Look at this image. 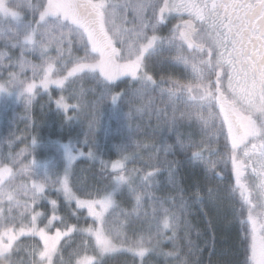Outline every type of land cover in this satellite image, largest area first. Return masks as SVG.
Wrapping results in <instances>:
<instances>
[{"label":"snow or ice","instance_id":"obj_1","mask_svg":"<svg viewBox=\"0 0 264 264\" xmlns=\"http://www.w3.org/2000/svg\"><path fill=\"white\" fill-rule=\"evenodd\" d=\"M0 43V96L27 114L47 95L61 117L56 139L33 135L14 151L27 136L3 138L6 264H103L116 253L201 264L192 217L206 218L214 248L225 198L238 201V264H264V0H0ZM38 149L50 153L43 172ZM81 161L91 178L78 176Z\"/></svg>","mask_w":264,"mask_h":264},{"label":"trees","instance_id":"obj_2","mask_svg":"<svg viewBox=\"0 0 264 264\" xmlns=\"http://www.w3.org/2000/svg\"><path fill=\"white\" fill-rule=\"evenodd\" d=\"M123 86V85H122ZM84 87H88V83L85 82ZM62 93L53 88L52 89V96L53 98L58 97ZM48 97L47 95H38L32 105V108L29 112L28 120L25 122H18L19 120L13 116V114L10 111H7L4 114V119L2 121V128L12 131L17 137H25L27 136V141L21 140V142L16 143L14 146V151H19L21 148H24L26 146V143L30 142L33 135H40L44 138H49V134L51 133V139H56L60 133V119L61 117L57 116L55 113V105L53 104L51 106V110L49 108V105L47 104ZM125 111L127 109L125 108ZM108 116L107 113L104 115V117ZM107 122L102 119V126L97 130V137L101 141V143L104 142V128L103 125L108 124ZM145 120H147V116L144 117ZM14 123V126H11V123ZM18 122L17 128H15L16 123ZM139 122V118L137 121ZM134 122V123H135ZM111 125L113 128L112 121ZM153 125H155V120L153 119ZM83 129L87 130V121L85 120L83 124ZM67 137H63V142L67 141ZM171 142V141H170ZM1 151H7V146L2 143L0 147ZM87 151V149H85ZM40 155L42 156L43 150L39 151ZM118 157L113 154L109 157L106 156L105 159H111L115 160ZM169 159H178L179 156L173 157L169 156ZM133 164H129L128 167H133ZM139 166V165H135ZM90 163L87 161H81L80 164L77 165L78 169V176L80 178H91V171H87L89 169ZM96 168H99V165L95 166ZM80 168L86 169L83 173L79 172ZM186 168L182 169V173L186 172ZM147 171V169H146ZM167 173L164 175L158 177V179L161 182H164L166 180ZM165 193H171V189L164 188L162 189L158 195H164ZM226 197V195H225ZM235 205L238 207V201H230L228 198H225V200L222 201L223 206V213L219 217H213V223L215 226H218V231L215 228L214 235H215V246L212 247V235L213 233L211 231H206L205 226L207 223V220L203 216H194L192 217V223L194 225V228L192 230L191 239L200 247L203 248L202 255L200 257L201 264H209V252L211 250V264H238L240 260L243 259V249L239 247L238 244V233H239V223L237 221V218L235 217L234 212L232 211V206ZM127 206V205H125ZM65 214V210L62 207L61 213ZM232 222V225L230 227L224 228L226 224L229 222ZM76 221L70 220V223H75ZM200 229L201 232H203V235L200 237H197L196 235V229ZM182 235V233H181ZM205 239L208 240V245L205 246ZM80 237L79 236H73L68 241V246L64 251L65 256L68 255V252L76 246V243L79 242ZM34 243V241L31 240V238L24 237L21 239L22 245H29ZM165 250H170L171 245L165 243L163 245ZM220 247V248H219ZM219 249V250H218ZM226 253H222V252ZM228 251V252H227ZM219 255V256H217ZM194 258V257H193ZM133 258L130 254L127 253H116L111 254L103 258V264H132ZM235 262V263H234ZM0 264H6V262L0 258ZM136 264H139V259L136 260ZM144 264H164V258L163 257H156V256H149L145 259Z\"/></svg>","mask_w":264,"mask_h":264},{"label":"rangeland","instance_id":"obj_3","mask_svg":"<svg viewBox=\"0 0 264 264\" xmlns=\"http://www.w3.org/2000/svg\"><path fill=\"white\" fill-rule=\"evenodd\" d=\"M0 50H4L3 49V45H2V43H0ZM17 55L19 54V52L17 51V53H16ZM29 59H34V57L33 56H31V55H29V57H28ZM5 63H6V61H5ZM4 75L6 76L7 75V73H4ZM31 75V73L29 72V76ZM53 88H55V87H53ZM7 111H10L12 114H13V116L15 117V118H17L19 121L18 122H25L26 120H28V116H29V113H25V109H24V106H23V104L22 103H19L18 101H16L15 100V98L14 97H9L8 98V100H7V102H5V99H4V97L3 96H0V147H1V145H2V143H3V138H6V137H8V135H9V133L11 132V133H13L12 131H9V130H6V129H3L2 128V121H3V119H4V114L7 112ZM106 114V113H105ZM104 118V120L107 122V118H108V116H106V117H103ZM18 122L16 123V125H15V128H17V126H18ZM108 123H109V119H108ZM12 125L11 126H14L13 124V122L11 123ZM112 124H113V126H116V122H115V120H112ZM16 137H17V135H15ZM64 142H67V141H64ZM1 149V148H0ZM41 150H43V154H42V156H39L38 157V159H39V162H40V164H41V168H40V171L41 172H43L44 171V169H43V164H44V161H45V158L50 154L48 151H46V150H44V149H38V151H41ZM1 151V150H0ZM29 160H31V157H29ZM187 169V168H186ZM187 171V170H186ZM21 181H23L24 179H28V180H30V178H28V177H20L19 178ZM234 183V182H233ZM224 187L225 188H227V182H225V185H224ZM226 195V197H227V193L225 192L224 193V196ZM238 195V194H237ZM50 199H55L56 198V196H55V194H52L50 197H49ZM229 199V198H228ZM223 200H225V199H223ZM230 201H232L231 199H229ZM235 202V201H234ZM3 208H4V211H5V213H7V209H8V205L7 204H4L3 205ZM38 211H43V209L41 208V209H38ZM232 225V224H231ZM41 226H43V225H41ZM215 228H216V230L218 231V226H215ZM225 229H226V227H224ZM22 239V238H21ZM220 248V247H219ZM219 250V249H218ZM228 252V251H227ZM222 253H226V252H222ZM217 256H219V255H217ZM235 263V262H234Z\"/></svg>","mask_w":264,"mask_h":264},{"label":"flooded vegetation","instance_id":"obj_4","mask_svg":"<svg viewBox=\"0 0 264 264\" xmlns=\"http://www.w3.org/2000/svg\"><path fill=\"white\" fill-rule=\"evenodd\" d=\"M173 23H176V21L174 20Z\"/></svg>","mask_w":264,"mask_h":264},{"label":"water","instance_id":"obj_5","mask_svg":"<svg viewBox=\"0 0 264 264\" xmlns=\"http://www.w3.org/2000/svg\"><path fill=\"white\" fill-rule=\"evenodd\" d=\"M234 182V181H233Z\"/></svg>","mask_w":264,"mask_h":264}]
</instances>
